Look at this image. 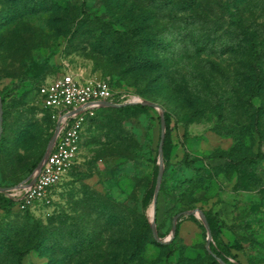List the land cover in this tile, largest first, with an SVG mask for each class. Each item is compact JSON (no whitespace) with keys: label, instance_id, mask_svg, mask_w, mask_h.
<instances>
[{"label":"rangeland","instance_id":"374dc122","mask_svg":"<svg viewBox=\"0 0 264 264\" xmlns=\"http://www.w3.org/2000/svg\"><path fill=\"white\" fill-rule=\"evenodd\" d=\"M227 1L175 13L168 0H0V187L28 177L47 147L55 121L37 88L63 65L159 105L89 118L80 160L51 203L0 209V264H264V84L252 88L264 71L223 51L234 42ZM50 3L61 10H46ZM238 11L264 36V0ZM215 26L212 44L197 51L191 41ZM148 56L163 66L131 61ZM194 209L212 219L209 239L202 219L185 213ZM135 242L142 247L127 262Z\"/></svg>","mask_w":264,"mask_h":264},{"label":"built area","instance_id":"2783aa9c","mask_svg":"<svg viewBox=\"0 0 264 264\" xmlns=\"http://www.w3.org/2000/svg\"><path fill=\"white\" fill-rule=\"evenodd\" d=\"M63 66L57 76L46 78L37 88L40 104L55 121L52 134L57 128L52 145L28 177L4 192L18 209L51 203L53 187L80 160L84 124L105 108V103L132 105L144 101L135 92L114 88L107 79L91 78L78 67Z\"/></svg>","mask_w":264,"mask_h":264},{"label":"trees","instance_id":"16d2710c","mask_svg":"<svg viewBox=\"0 0 264 264\" xmlns=\"http://www.w3.org/2000/svg\"><path fill=\"white\" fill-rule=\"evenodd\" d=\"M243 2L244 0H232V2L227 1L224 5V7L228 11H223V12L230 19V22L228 23V25L229 27L232 28L228 34L229 36H232V39L234 42H232L231 44L224 45L223 51L230 50L234 53H243L246 57H248V59H250V61L252 59V63H250L249 65L250 70L252 71L256 70L258 73H260V70L263 69L264 71V39H263L264 36L258 35L259 33L256 30V26L250 25L249 22L246 23L247 19L245 17V12L247 11H238L239 5L243 4ZM199 5L200 4L198 0H183L179 2L178 1L176 2L174 0H168V6H170L172 10H178V11H172L175 13L192 11L194 8H196ZM47 6L48 8L46 10H49V11H60L61 10L60 8L58 9L57 7L58 5L53 4V3H50ZM204 17L207 19L206 15H204ZM193 23H195V21H193ZM216 24H218V26L220 25L219 23H216ZM216 27L217 26H215V28L212 31H204L203 38L195 39L191 41L192 42L191 45L194 46L197 49V51L204 50V48H206L209 44H212L215 32L217 30H220L221 28V27H218V28ZM250 29H254V31ZM186 37L189 38L188 35ZM186 37L184 36V38ZM156 44H158L157 41H156ZM229 45H230V48H229ZM131 61L133 62L134 65L141 66L142 68L144 67V68H149V69H158L163 66V62L161 61V59H158V57H150V56L142 57V58L138 57L137 59H135V61L133 59ZM255 62L257 63V66H255ZM161 74L162 73H159V75ZM162 75L166 77L164 73ZM263 84H264V78L260 80L258 79L254 80V82L252 83V88L256 89L258 87H261ZM1 101H2V107H3L4 100L1 99ZM125 106H138L144 109L148 108V106L144 104H140V103L132 104V105H125ZM44 150L42 151L41 155L38 157L37 161L34 163L32 170L39 163L40 159L43 156ZM14 207H15L14 201L6 197L2 193H0V209L8 211L10 209H13ZM206 219H207L209 226L212 225V222H211L212 219L208 216L206 217ZM176 234H177V229H176L175 235ZM39 239H40V236L38 232L34 233L33 241L38 242ZM141 247H142V244H140V242H137L136 245H134L133 253H131V255L127 257L128 259H126V261L129 262L131 259H133L135 256L133 255L134 252L136 253L138 250L141 249ZM29 250L30 248H26L16 253V262L19 263L22 260V258L25 256V254L29 252Z\"/></svg>","mask_w":264,"mask_h":264},{"label":"water","instance_id":"95a60500","mask_svg":"<svg viewBox=\"0 0 264 264\" xmlns=\"http://www.w3.org/2000/svg\"><path fill=\"white\" fill-rule=\"evenodd\" d=\"M141 104H144V105L149 106V107L159 108V105L156 104V103L143 101V102H141ZM104 105H105V107H113V108H119V107L125 106V104L116 105V104H111V103H105ZM2 113H3V107H2V101H1V98H0V135H1V131H2V127H1V125H2ZM160 127H161V133H162L161 139H160V143H159V149H158V155H159L160 162H159V167H158V171H157L155 191L153 193V198H152V201H153V211H152L153 218H152L151 222L149 223L152 235L156 239H158V232H157V229H156V223H155V220H154V214H155V211H156L155 208H156V203H157L159 185H160L161 177H162V174H163V165L161 163V160H162V140H163V133H164L165 124H164V120H163L162 117H161ZM56 133H57V128L55 129L54 133L51 135V138H50V140H49V142L47 144V147H46V151L44 152L42 158H44V156L46 155L47 151L51 147L52 142H53V140H54V138L56 136ZM38 165H39V163H38ZM10 188L11 187H0V192L1 193L5 192L6 190H8ZM185 213L188 214V215L199 216L202 219V221L204 222V226H205V228L207 230V236H208V239H209L211 237V231H210L207 219L204 216V214L198 209L185 211ZM176 229H177V223H176V219H174L173 223H172V227H171L172 236L175 235ZM171 238L172 237H170L168 241H170ZM206 246L207 247L209 246V240H208Z\"/></svg>","mask_w":264,"mask_h":264}]
</instances>
